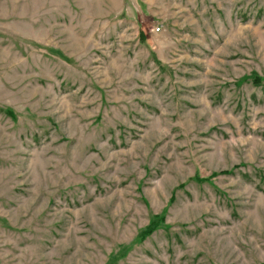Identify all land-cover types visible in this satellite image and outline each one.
I'll list each match as a JSON object with an SVG mask.
<instances>
[{"label":"rangeland","instance_id":"374dc122","mask_svg":"<svg viewBox=\"0 0 264 264\" xmlns=\"http://www.w3.org/2000/svg\"><path fill=\"white\" fill-rule=\"evenodd\" d=\"M0 264H264V0H0Z\"/></svg>","mask_w":264,"mask_h":264},{"label":"trees","instance_id":"16d2710c","mask_svg":"<svg viewBox=\"0 0 264 264\" xmlns=\"http://www.w3.org/2000/svg\"><path fill=\"white\" fill-rule=\"evenodd\" d=\"M159 222H160V219H154L152 221L151 225L147 229H145V231L143 232V235H146L147 236V235L151 234V232L155 228H157L159 226V224H158Z\"/></svg>","mask_w":264,"mask_h":264}]
</instances>
